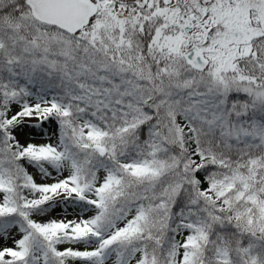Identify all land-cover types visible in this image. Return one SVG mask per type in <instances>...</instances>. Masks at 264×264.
Listing matches in <instances>:
<instances>
[{
  "label": "snow or ice",
  "instance_id": "obj_1",
  "mask_svg": "<svg viewBox=\"0 0 264 264\" xmlns=\"http://www.w3.org/2000/svg\"><path fill=\"white\" fill-rule=\"evenodd\" d=\"M0 264H264V0H0Z\"/></svg>",
  "mask_w": 264,
  "mask_h": 264
}]
</instances>
